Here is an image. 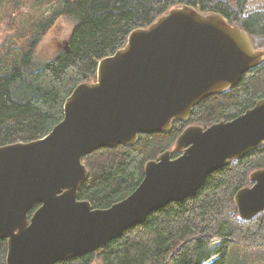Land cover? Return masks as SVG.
Masks as SVG:
<instances>
[{"label": "water", "instance_id": "1", "mask_svg": "<svg viewBox=\"0 0 264 264\" xmlns=\"http://www.w3.org/2000/svg\"><path fill=\"white\" fill-rule=\"evenodd\" d=\"M262 61L242 29L190 6L132 31L123 48L98 63L96 82L72 91L49 134L0 147L6 264H56L100 253L149 214L196 196L209 174L262 146L264 99L232 121L184 129L174 147L181 155L173 159L166 151L146 163L139 186L110 208L78 200L88 176L82 157L169 131L172 121L187 120L199 102L236 85ZM250 181L234 196L243 220L264 211V168Z\"/></svg>", "mask_w": 264, "mask_h": 264}, {"label": "trees", "instance_id": "2", "mask_svg": "<svg viewBox=\"0 0 264 264\" xmlns=\"http://www.w3.org/2000/svg\"><path fill=\"white\" fill-rule=\"evenodd\" d=\"M61 9L33 39L21 59L0 72V147L39 140L63 119L64 103L82 83L95 81L98 63L123 48L129 34L149 27L169 10L190 6L219 14L242 29L257 49L264 42V4L252 0H61ZM60 15L74 20L69 38L51 60H34L33 49ZM264 99V61L243 74L223 93L199 102L185 121H172L167 132L140 134L131 146L101 148L82 158L88 176L78 200L93 209H108L127 198L142 182L144 167L169 151L189 126L207 128L228 122ZM178 152L172 153L176 158ZM264 168V145L209 174L196 196L170 203L145 222L124 231L100 253L56 264H225L235 243L264 245V211L249 220L238 216L234 196L251 185L250 175ZM36 205L29 217L36 210ZM213 238L222 243L213 250ZM7 242L0 240V264H6Z\"/></svg>", "mask_w": 264, "mask_h": 264}, {"label": "rangeland", "instance_id": "3", "mask_svg": "<svg viewBox=\"0 0 264 264\" xmlns=\"http://www.w3.org/2000/svg\"><path fill=\"white\" fill-rule=\"evenodd\" d=\"M252 3L262 5L264 0H252ZM61 6V0H0V72L11 68L21 59L37 36L39 28L53 17ZM73 26L74 20L66 15L56 18L33 49L34 60L44 63L53 59L64 48ZM249 39L254 52L260 53L264 61V42L256 49L251 38ZM95 82L96 77L95 81L86 84ZM174 147L175 145L169 149L171 158L172 153H175ZM221 243L220 238H213L208 250H213ZM217 257L218 255H212L203 264H209ZM92 264H102L101 259L97 258ZM225 264H264V245L250 247L235 243L226 255Z\"/></svg>", "mask_w": 264, "mask_h": 264}, {"label": "flooded vegetation", "instance_id": "4", "mask_svg": "<svg viewBox=\"0 0 264 264\" xmlns=\"http://www.w3.org/2000/svg\"><path fill=\"white\" fill-rule=\"evenodd\" d=\"M64 46L66 47V43L64 44ZM262 100H263V99H262ZM259 101H260V100H259ZM253 107H254V106H253ZM253 107H252V108H253ZM252 108H251V109H252ZM249 110H250V109H249ZM244 113H245V112H244ZM241 115H242V114H241ZM236 118H237V117H236ZM233 120H234V119H233ZM61 121H62V120H61ZM231 121H232V120H231ZM228 122H229V121H228ZM219 123H220V122H219ZM216 124H217V123H216ZM212 125H214V124H212ZM212 125H211V126H212ZM209 127H210V126H209ZM207 128H208V127H207ZM185 129H186V128H185ZM203 129H206V128H203ZM263 145H264V144H263ZM178 155L180 156V155H181V152H178ZM177 157H178V156H177ZM82 158H83V157H82ZM173 159H174V158H173ZM252 185H253V183H252ZM35 206H36V205H35ZM35 206H34V207H35ZM39 206H40V205H38V207L36 208V210L39 208ZM34 207H33V208H34ZM33 208H32V209H33ZM32 209H31V210H32ZM31 210H30V211H31ZM36 210H35V211H36ZM30 211H29V212H30ZM35 211H34V212H35ZM34 212H33V213H34ZM33 213H32V215H33ZM32 215H31V217H32ZM28 217H29V213H28ZM31 217H29V218H31Z\"/></svg>", "mask_w": 264, "mask_h": 264}]
</instances>
